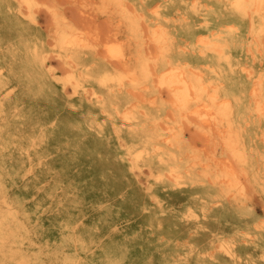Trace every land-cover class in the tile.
Wrapping results in <instances>:
<instances>
[{"label": "rangeland", "instance_id": "1", "mask_svg": "<svg viewBox=\"0 0 264 264\" xmlns=\"http://www.w3.org/2000/svg\"><path fill=\"white\" fill-rule=\"evenodd\" d=\"M27 1L0 0V264H264V183L234 200L198 165L176 178L171 168L207 159L215 138L183 119L175 148L166 89L96 80L122 71L105 43L134 37L130 55L168 47L155 73L180 62L207 79L217 65L227 86V63L199 41L208 36L231 47L233 79L253 83L264 74V6L239 15L227 0H109L105 15L95 0ZM134 10L132 37L120 16ZM91 25L102 37L79 47L76 65L64 63L61 32ZM144 109L158 117L156 141L140 124ZM263 138L264 119L251 123L245 141L260 181Z\"/></svg>", "mask_w": 264, "mask_h": 264}, {"label": "bare ground", "instance_id": "2", "mask_svg": "<svg viewBox=\"0 0 264 264\" xmlns=\"http://www.w3.org/2000/svg\"><path fill=\"white\" fill-rule=\"evenodd\" d=\"M25 1L28 3L27 0ZM227 1L233 12L239 15L247 14L249 8L259 10L261 6H264V0ZM61 3L64 2L61 1ZM94 3L96 5L90 6L96 14H110L109 0H95ZM137 16L135 10L133 16L132 14L129 16L125 12H122L120 16V20L124 23L131 22L127 30L132 37L136 35V27L135 23L132 24V19ZM101 34L98 25H91L87 32H74L71 29L62 31L57 39V45L65 51L61 57L63 62L76 65L74 62L79 47H93L94 41L98 42L102 37ZM134 39V37L127 38L124 43H105L106 56L120 64L122 71L118 74L104 72L96 77L97 82L101 86H108L109 83L120 85L124 80H127L132 87H138L142 82L152 79L160 88L166 89L169 93V103L173 108V112L168 117L170 121L168 129L171 134L167 142L170 145L181 148L185 142L181 131L183 119L187 120L188 125H192L206 138H215L211 143V149L207 150V159L202 160L197 156L192 163H188L186 159L184 168L176 170L172 167L171 173L179 179L185 175L189 178L191 171H196L192 167L198 165L200 166V170H197L200 173L199 176L207 177L212 173V179L223 185L219 191L220 197L227 196L228 191L232 190L230 195L234 200L248 196L253 187L261 188L264 179L260 177V181L255 174L259 167L257 168V165L250 161L245 134L251 123L252 125L254 122L259 124L261 119H264V74L261 73L253 83L244 76L240 79H233L235 70L231 68L230 63L231 47L227 44L226 51L224 39L219 43L218 38H208V36L200 37L199 41L217 53L216 62L227 63V72L232 77L227 76V86L222 82V80L225 81V77L222 76L217 65L209 66L214 75L207 79L200 75H196L197 77L194 78L192 74H187L186 65H180V62L171 66L169 72L157 74L153 71L157 66V59L166 53L168 47L163 43H158L150 58L144 55L142 47L135 49L134 54H127L126 49L131 47V42L135 41ZM167 62H171V59L167 58ZM74 83L78 84L79 81L74 79ZM250 107L257 116L247 115L252 113L249 111ZM142 114L144 121L140 124L148 133V141H156L155 125L158 123V117L146 109ZM132 115L133 112H127L124 117L130 118ZM189 118L192 119L189 120ZM217 148H219L218 153ZM168 159L170 161L180 160L175 151H169ZM261 167L263 169L264 164ZM183 172L186 174L183 175Z\"/></svg>", "mask_w": 264, "mask_h": 264}]
</instances>
